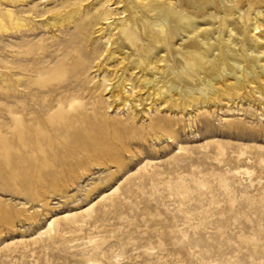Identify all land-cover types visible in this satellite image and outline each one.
<instances>
[{
	"label": "rangeland",
	"instance_id": "1",
	"mask_svg": "<svg viewBox=\"0 0 264 264\" xmlns=\"http://www.w3.org/2000/svg\"><path fill=\"white\" fill-rule=\"evenodd\" d=\"M132 4L140 9L132 0H0V18L9 10L27 28L17 36L0 28V264H264V107L236 99L181 110L145 102V89L119 104L120 82L128 94L149 76L141 60L133 69L110 51L118 39L129 56L142 54L127 25ZM70 11L75 21L64 25ZM26 50L40 58L15 60ZM80 52L88 70L71 84L33 90L30 108L50 104L38 115L49 130L38 161L20 158L4 143L3 107L30 82L55 77L17 67L53 68ZM6 73L22 80L8 102Z\"/></svg>",
	"mask_w": 264,
	"mask_h": 264
},
{
	"label": "bare ground",
	"instance_id": "2",
	"mask_svg": "<svg viewBox=\"0 0 264 264\" xmlns=\"http://www.w3.org/2000/svg\"><path fill=\"white\" fill-rule=\"evenodd\" d=\"M132 1L145 14L142 16L141 10L134 4L124 8L130 18L127 25L130 24L133 30H137L143 41L141 44L135 42L132 48L140 50L142 54L138 57L129 56L126 51V48L129 49L128 45L118 39L111 42L110 47H114L110 51L113 54H123L133 69L139 67L141 60L143 69L149 76L144 78L137 91L128 94H125L126 84L120 82V92L115 95L119 104L140 101L142 95L139 91L145 89V102L172 103L173 107L181 110L189 107L190 103L198 107V104L208 105L236 99L258 101L257 104L264 107V42L259 41V35L254 32L261 26L259 19L264 18V0ZM246 5L248 9L244 11ZM77 13L78 11L68 12L63 18V24L75 21ZM245 13L248 24H244ZM108 18L110 16L105 17ZM22 21L19 17L14 18L12 12L7 10L0 18L3 35L17 36L25 33L27 28ZM51 24L56 26L57 20L53 19ZM259 33L264 37V31L259 30ZM223 34H227V39H224ZM172 47L180 51V56L176 52L172 55ZM39 52L42 55L46 53L43 49ZM14 58L17 61H36L40 55L31 56L26 50L17 52ZM156 61L162 62V66L156 65ZM84 66L86 65L81 60L80 52L58 60L53 68H39L32 64L17 67L19 70H30L38 74L48 70L54 72L55 77L49 85L30 82L25 86L27 90L17 94L21 100L16 99L13 106L3 107V140L5 145L12 144L19 148L20 158L25 159L29 152L35 154L34 160L38 161L41 157L36 147L44 140L41 130H49L48 124L42 122L38 115L50 104H40L38 109L30 108L28 101L35 95L33 90L38 93H55L59 88L71 84L72 77L76 76L80 68L87 71L88 68L85 69ZM171 66L175 68L171 69ZM156 74L159 77L162 75V79L156 81ZM4 75L3 86L6 89L2 92V97L8 102L11 97L8 89L12 85H21L22 80L16 78L12 82L7 73ZM152 84L155 87L151 92L149 86Z\"/></svg>",
	"mask_w": 264,
	"mask_h": 264
}]
</instances>
